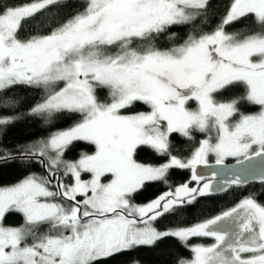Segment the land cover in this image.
<instances>
[{"label": "snow or ice", "instance_id": "obj_1", "mask_svg": "<svg viewBox=\"0 0 264 264\" xmlns=\"http://www.w3.org/2000/svg\"><path fill=\"white\" fill-rule=\"evenodd\" d=\"M67 7H74L69 0L0 3V109L16 111L18 101L6 92L15 86L45 91L26 113L0 115V127L25 115L79 118L37 145L19 146V155L0 154V162L36 161L47 173L0 187V264H108L166 237L186 247L192 237L214 240L190 246L192 259L177 264H264V204L251 196L191 226H154L199 197L248 182L234 172L214 187L215 171L197 172L209 155L218 166L229 157L242 168L254 160L264 165V0H231L214 31L193 26L184 36L175 26L206 16L209 0H83L56 24L43 23ZM230 25L240 27L226 31ZM237 86L243 96L218 99ZM98 89L107 90V100ZM241 101L260 111L241 113ZM140 104L148 110L135 111ZM194 132L206 135L190 158L174 155L169 138L178 133L191 141ZM75 141L94 152L66 161ZM143 148L165 162H138ZM174 168L190 169L195 184L134 203L153 182L167 184ZM250 179L264 183V172ZM10 214L23 223L7 226Z\"/></svg>", "mask_w": 264, "mask_h": 264}, {"label": "trees", "instance_id": "obj_2", "mask_svg": "<svg viewBox=\"0 0 264 264\" xmlns=\"http://www.w3.org/2000/svg\"><path fill=\"white\" fill-rule=\"evenodd\" d=\"M29 0H0V3L20 4L27 3ZM83 0H69V3L74 7H67L54 10L50 15L43 18L45 25H54L58 21L64 19L72 12L78 9V5ZM210 8L206 16H198L192 25L175 26L180 29L177 35L184 36L193 26L203 32H212L220 24L222 18L226 14L231 0H209ZM55 8V6H53ZM240 25H230L226 27V31H233ZM35 31V29H29ZM9 97L15 98L18 101L16 111L13 113L9 110L0 109V115H20L26 113L27 110L36 102L41 100L45 91L43 89H34L23 85L15 86L13 90H6ZM97 94L104 100L108 99L105 89H98ZM3 95V94H0ZM244 95L242 86L231 88L223 96L218 97L222 101L235 99ZM194 105V104H193ZM191 105L192 109L194 108ZM240 112L243 114H256L260 111L258 105L248 104L241 101L238 105ZM147 106L138 105L135 111H147ZM236 118H233L235 120ZM79 122L78 116L71 114L65 116L60 115L58 118L47 122L46 117L40 116H23L13 124L0 127V154L8 151L15 155H19L17 149L19 146L29 144L37 145L41 140H47L50 135L56 131L64 130L74 126ZM204 133L194 132L193 139L189 141L180 134L174 133L169 139L172 144L173 154L179 158L187 160L195 147H198V141L205 138ZM94 145L85 141H75L64 153V158L78 160L83 154H92ZM138 162L151 165H159L165 162L164 158L160 157L154 150L143 148L138 150L136 156ZM236 162V160H227L226 164ZM208 163H215V160L209 156ZM31 174L38 176H46L44 167L36 161L17 159L10 162H0V187H9L17 184ZM70 177H66L67 181ZM191 181L190 169H170L168 173V183L153 182L143 194H140L135 199L134 203L144 205L155 199L160 194L170 191L175 187ZM194 181L189 183L193 186ZM253 197L257 202L264 204V183L263 184H247L243 187H231L225 192L218 195H208L199 197L194 204L186 205L182 209L175 212L167 213L160 217L154 226L159 231L174 229L177 227H187L199 223L201 221L211 219L224 211L230 210L240 203L246 197ZM23 223V218L20 214H10L5 218L7 226H20ZM46 227V226H45ZM212 240L206 237H192L187 241L189 247L174 237H166L157 241L152 246H138L135 249L119 254L110 258L108 264H177L179 259L190 260L192 253L190 246L193 245H210Z\"/></svg>", "mask_w": 264, "mask_h": 264}, {"label": "water", "instance_id": "obj_3", "mask_svg": "<svg viewBox=\"0 0 264 264\" xmlns=\"http://www.w3.org/2000/svg\"><path fill=\"white\" fill-rule=\"evenodd\" d=\"M44 170H45V168H44ZM213 171H215L217 173L216 179L214 181V187H218L220 184L223 183V181L225 179L231 178V176L234 172L237 174H240L241 176H243L245 178H249L247 183H245L239 187H243L247 184H263L258 179H256V180L250 179V177L258 176L261 172H264V165H262L259 160H254L251 162L250 165L246 164L243 168L240 167L239 165H237L236 162H233L230 164L225 163V166H218V165H215V163H214V164H208V166L199 165L197 167V172L200 174H204L206 177H211V174ZM45 172H46V170H45ZM233 187H236V186H233ZM239 187H236V188H239ZM228 189L229 188H227L226 190H228ZM226 190L216 191V192L212 193V195L221 194V193L225 192Z\"/></svg>", "mask_w": 264, "mask_h": 264}, {"label": "rangeland", "instance_id": "obj_4", "mask_svg": "<svg viewBox=\"0 0 264 264\" xmlns=\"http://www.w3.org/2000/svg\"><path fill=\"white\" fill-rule=\"evenodd\" d=\"M106 90V89H105ZM106 95H107V90H106ZM194 104V105H193ZM191 105H193V110H195V108H196V103L194 102V101H189V107L191 108L192 106ZM192 109V108H191ZM176 134H178V133H176ZM212 135H214V132L212 133ZM209 156H211L214 160H215V157L213 156V155H209ZM66 161H70V162H74V161H76V160H71V159H67V158H64ZM232 159H234L235 160V158H232V157H229V158H227L225 161H227V160H232ZM208 164H214V163H208ZM82 178H84V179H90L91 178V176H90V174H82ZM214 218V217H213ZM225 227H230V225H225ZM211 239V238H210ZM212 240V243H214V240L213 239H211ZM211 243V244H212Z\"/></svg>", "mask_w": 264, "mask_h": 264}]
</instances>
